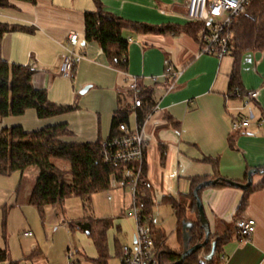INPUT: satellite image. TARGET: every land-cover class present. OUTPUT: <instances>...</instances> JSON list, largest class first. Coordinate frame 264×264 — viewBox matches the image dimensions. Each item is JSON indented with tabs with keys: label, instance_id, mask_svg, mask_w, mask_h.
I'll return each instance as SVG.
<instances>
[{
	"label": "crops",
	"instance_id": "1",
	"mask_svg": "<svg viewBox=\"0 0 264 264\" xmlns=\"http://www.w3.org/2000/svg\"><path fill=\"white\" fill-rule=\"evenodd\" d=\"M101 1L104 10L137 22L188 23V0ZM95 9L94 0H13L11 6L0 8V22L28 30L5 33L2 55L10 63L32 66L35 69L32 83L46 89L52 102L74 107L36 120L37 127L66 123L71 130L65 136L67 141L109 138L113 116L119 108H131L128 125L135 130L137 114L144 112L146 180L156 203L152 214L154 226L166 234L169 248L179 250V242L175 247L168 243L172 234H177V218L172 203L163 201L165 197L182 198L190 193L193 178L213 176L215 170L207 158L218 161L221 177L240 182L250 169L264 167V51L247 54L242 63L244 88L258 92L255 99L249 100L247 95L240 99L228 93L233 56L218 58L202 53L199 42L185 31L126 32L129 66L127 71H121L110 65L97 41L85 38V13ZM71 32L80 35L79 43L68 40ZM71 47L83 52L85 58L76 65L73 78H67L60 74L59 67ZM167 62L180 72L175 80L165 75ZM129 75L138 78L141 92L151 94L138 108L134 107L125 84ZM29 113L32 117V112ZM240 116L248 117L250 124L242 130H233L232 123ZM14 119L24 124L22 119L12 117L7 127L14 126ZM262 181L263 175H253V185ZM118 187L130 188L118 183L112 188ZM16 192L19 200V189ZM123 193L124 208H131L132 192L129 200ZM243 195V190L236 187H207L201 194L211 232L225 235L233 227L230 239L222 247L221 264H264V187L251 193L246 210L237 216ZM241 218L256 221L250 239L237 235L235 221ZM135 236L136 232L132 236L134 243ZM36 253L37 249L33 254ZM203 256L204 253L201 258L206 261Z\"/></svg>",
	"mask_w": 264,
	"mask_h": 264
},
{
	"label": "trees",
	"instance_id": "2",
	"mask_svg": "<svg viewBox=\"0 0 264 264\" xmlns=\"http://www.w3.org/2000/svg\"><path fill=\"white\" fill-rule=\"evenodd\" d=\"M12 1L0 0V8L11 6ZM20 1L35 2V0ZM94 3L96 9L85 13V38L87 41H97L103 48L110 65L117 70L127 71L129 66V39L125 35L128 31L157 34H177L185 31L198 41L201 27L199 23L150 25L116 16L104 10L101 0H94ZM16 29L28 30L25 27L0 22V118L20 115L31 108L36 109L40 118L72 110L73 106L52 102L46 89L34 86L32 77L35 69L32 66L10 63L3 57L2 38L8 31ZM232 31L233 48L230 54L234 58V63L228 93L231 97L242 99L247 95L241 77L243 60L249 53L264 51V0H252L246 11L236 18ZM128 92L134 100L133 92L130 90ZM139 96L143 101L151 98L150 93L141 92V90ZM130 109L119 108L113 116L112 133L109 138L94 142L65 140V136L71 132L66 123L49 125L33 131H27L20 125L4 127L0 131V174L20 172L23 176L30 168H37L38 176L30 194L29 203L42 214L46 206L62 205L71 196L81 197L87 205L94 194L112 189L115 183L127 187L130 175L137 164L127 161L107 162L103 152L105 143L109 146L115 138L122 135L119 125L120 123L128 124ZM145 117L144 112H138V126H142ZM207 159L213 164L215 170L213 176L193 178L190 193L182 198L165 197L163 199L164 202L172 203L176 211L177 238L181 245L179 250L169 248L166 245V234L154 226L153 220H149L156 203L148 182L146 185L140 184L137 189V205L141 208L144 219L150 224L151 234L158 250L159 264H171L180 258L184 247L186 222L191 221L193 224L191 244L204 240L205 232L199 220L194 189L202 181L221 177L218 172V161ZM249 171L241 182L248 181ZM257 173L263 175L262 183L256 186L252 183L247 189L239 188L243 190L244 195L237 209V216L246 210L251 193L264 187V167L259 168ZM143 177L146 179V162L143 165ZM208 187L232 186L219 183ZM204 189L199 191L200 197ZM189 211L194 215L193 218L188 216ZM111 224L109 219L94 218L78 219L72 223L73 226L88 231L92 236L99 252L98 258L95 259L97 264H108L106 234ZM232 228L229 227L225 235L211 232L209 243L189 256L183 264H221L222 247L230 239L229 232L233 230ZM212 243L216 245L215 254L211 260L203 261L201 254H208ZM121 251L122 246L118 251L119 256ZM7 259V249L0 248V262Z\"/></svg>",
	"mask_w": 264,
	"mask_h": 264
},
{
	"label": "rangeland",
	"instance_id": "3",
	"mask_svg": "<svg viewBox=\"0 0 264 264\" xmlns=\"http://www.w3.org/2000/svg\"><path fill=\"white\" fill-rule=\"evenodd\" d=\"M231 56L225 55L226 58ZM29 112H32V117ZM12 117L22 119L24 124L14 119V125H21L27 131L44 127H37L36 120L48 118H40L34 108ZM10 118H0V131L8 126ZM131 119L132 128H135V122ZM37 176L38 170L33 167L23 177L20 172L0 174V248L8 251V259L0 264H9L10 261L18 264H69L70 260L77 264H97L95 259L99 252L92 236L72 223L78 219L105 217L112 223L106 234L109 254L107 263L122 264L119 248L123 245L132 247V236L137 231L136 218L131 208H124L122 199L125 191L129 200L131 189L118 187L98 192L87 205L81 197L71 196L62 205L46 206L42 214L27 202ZM188 216L194 217L189 212ZM28 231L31 235H25ZM168 243L175 247L178 243L176 233L172 234ZM35 249L39 253L33 254ZM70 252L72 258L68 256Z\"/></svg>",
	"mask_w": 264,
	"mask_h": 264
},
{
	"label": "built area",
	"instance_id": "4",
	"mask_svg": "<svg viewBox=\"0 0 264 264\" xmlns=\"http://www.w3.org/2000/svg\"><path fill=\"white\" fill-rule=\"evenodd\" d=\"M251 2L252 0H188L186 17L188 22L199 23L201 26L198 42L202 53L218 58L230 54L233 48L231 32H233L235 20L246 11ZM67 38L71 43L77 44L80 35L71 32ZM84 58L85 54L83 52H78L72 47L68 48L59 67L60 74L67 78H73L76 65ZM179 73L170 63H166L165 75L169 76L170 79L175 80ZM125 84L127 89L133 92L134 107H141L143 100L139 96L138 78L129 75L125 80ZM170 88H173V86L171 85ZM257 95L258 92L255 90L247 91V100L255 99ZM248 103L249 101H246L245 106ZM249 124L250 119L248 117L240 116L233 121L232 128L239 131L249 126ZM142 126L132 130L128 124L120 123L119 129L122 135L115 138L109 146H107V143L104 144L103 156L107 162L127 161L137 164L128 181L133 195L131 211L136 218L137 231L134 245L132 247L122 246L120 254L122 264H159L158 250L151 234L150 224L144 219L141 208L137 205V189L140 184H147V180L143 177L147 138ZM149 220H153V217L150 216ZM235 225L237 235L242 239H250L256 230V221L253 218L238 219ZM25 234L31 235V232ZM72 255L70 252L69 258H72ZM69 264H77V262L70 260Z\"/></svg>",
	"mask_w": 264,
	"mask_h": 264
},
{
	"label": "water",
	"instance_id": "5",
	"mask_svg": "<svg viewBox=\"0 0 264 264\" xmlns=\"http://www.w3.org/2000/svg\"><path fill=\"white\" fill-rule=\"evenodd\" d=\"M258 172V169H251L248 173V181L246 183L232 180L229 178H224V177H219L216 179H210V180H205L197 184V186L194 189V197L196 200V206L198 209L199 213V220L201 223L202 228L204 229L205 232V237L203 241L197 242L196 244L192 245V229H193V224L192 222H186L184 224V247L182 252L180 253V258L175 261L174 263L171 264H183V262L192 254L196 253L198 250L202 249L205 247L209 241H210V235H211V226L208 218L206 217V213L204 210V205L201 200V197L199 196V191L203 188H206L208 186H212L215 184H226L232 187H238L241 189H247L249 186L252 185L253 183V175ZM215 249L216 245L215 243H212V248L211 251L208 254H204V259L205 260H211L215 254Z\"/></svg>",
	"mask_w": 264,
	"mask_h": 264
}]
</instances>
